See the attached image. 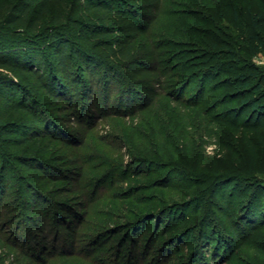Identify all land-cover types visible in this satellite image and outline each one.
I'll return each mask as SVG.
<instances>
[{
	"label": "rangeland",
	"instance_id": "rangeland-1",
	"mask_svg": "<svg viewBox=\"0 0 264 264\" xmlns=\"http://www.w3.org/2000/svg\"><path fill=\"white\" fill-rule=\"evenodd\" d=\"M81 1L72 36L104 61L99 85H75L69 107L26 82L52 137L0 99V264H264V115L241 113L233 71L212 75V93L179 88L205 59L187 29L208 26L218 1ZM247 44L232 66L247 59L264 76V48Z\"/></svg>",
	"mask_w": 264,
	"mask_h": 264
},
{
	"label": "trees",
	"instance_id": "trees-1",
	"mask_svg": "<svg viewBox=\"0 0 264 264\" xmlns=\"http://www.w3.org/2000/svg\"><path fill=\"white\" fill-rule=\"evenodd\" d=\"M80 1L0 0V99H3L7 107H18L31 114L36 125L33 135L37 137H52L54 132L45 125L43 116L34 110L33 105H30L34 101L28 97L27 93H24L26 82L31 81L32 86H39L37 89L49 98L68 100L69 107L72 106L70 95L73 94L75 85L85 86V83H88L92 90L100 82L98 78H94L93 70L95 60H99L100 63L104 61L96 59L88 46L82 45L72 36L71 28L77 26V18L80 14L75 6ZM88 1L92 2V7L97 9L101 6L99 0ZM192 1L196 5L200 4V0ZM217 1L220 9L216 13L213 10L210 11L212 21L208 26L191 24L193 27L187 29L191 37L196 39L195 46L200 54H204L205 59L197 61L195 65L199 67L197 71L186 76L178 75L183 80L179 88L199 80L198 89L203 90V93L209 89L208 92L212 93L217 88L215 82L213 85L208 84L212 75L217 76L227 70L233 71L242 85L238 94L242 105L241 113L248 110L249 113H253L252 116L264 115L263 74L247 59H243L240 67L232 66L233 62L241 60L238 50L241 47L242 38L248 40L247 47L251 53L259 52L261 48H264V36H261L262 33L264 35V0H259L258 6L253 9L252 6L247 7L242 13L241 3L244 4L245 0ZM193 14L192 17L196 22H204L203 11ZM241 14L245 19L244 25L241 22L243 20ZM68 45H70L69 48ZM36 46L49 49V55L54 51L55 55L39 58L36 53L39 48ZM190 66L186 65L184 69L188 70ZM153 70L157 71V67ZM79 72L90 74L88 82L84 79L86 76L83 77L84 75ZM5 73H11L16 81H3L8 77L4 75ZM105 75L110 76L107 71ZM254 79V82L251 81ZM11 82L16 83L18 87L9 85ZM204 96L203 94L201 101ZM173 100L180 104L186 99L177 97ZM190 104L197 105L194 102ZM221 121L233 128L251 126L257 129L263 124L261 120L254 124L250 121L245 124L228 119ZM1 190L2 188H0V194H2ZM31 200L35 203V199ZM205 242L209 247L208 243H211L209 237H206ZM19 244L21 243H16L17 246ZM90 259V263L93 261L95 264V259L91 257Z\"/></svg>",
	"mask_w": 264,
	"mask_h": 264
}]
</instances>
